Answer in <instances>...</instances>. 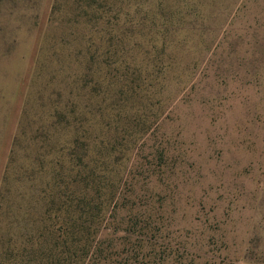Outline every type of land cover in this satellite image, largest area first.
I'll list each match as a JSON object with an SVG mask.
<instances>
[{
    "label": "rangeland",
    "instance_id": "374dc122",
    "mask_svg": "<svg viewBox=\"0 0 264 264\" xmlns=\"http://www.w3.org/2000/svg\"><path fill=\"white\" fill-rule=\"evenodd\" d=\"M69 227L75 261L264 264V0H0V264Z\"/></svg>",
    "mask_w": 264,
    "mask_h": 264
},
{
    "label": "trees",
    "instance_id": "16d2710c",
    "mask_svg": "<svg viewBox=\"0 0 264 264\" xmlns=\"http://www.w3.org/2000/svg\"><path fill=\"white\" fill-rule=\"evenodd\" d=\"M79 232H81L80 228L79 229H77L76 227L65 228L64 233H63L64 241L62 242L63 243L62 257L57 256L56 258H54V261H52V260L49 261V258H47V259H45V264H106V263L108 264V261L111 258V255L109 252H107V249H103L101 245H97L95 247V249L93 251L94 257H92V255H93L92 254L91 257L86 261V260H84L85 259L84 257L90 253V251H89L90 247H87V245L85 244L84 249H83L84 254H82L80 256V259H77L75 261V256L71 255L72 251H74L73 247H75V246L73 245V242H68L66 240V238L74 237V235H78ZM82 232L86 233V230L82 231ZM90 235H91V233H86L85 236H90ZM57 248H58V246H56L53 249L57 250ZM53 249H51V250H53ZM102 256H104V257H102ZM101 261H104V262L102 263Z\"/></svg>",
    "mask_w": 264,
    "mask_h": 264
}]
</instances>
